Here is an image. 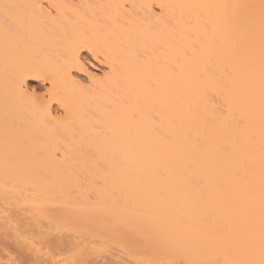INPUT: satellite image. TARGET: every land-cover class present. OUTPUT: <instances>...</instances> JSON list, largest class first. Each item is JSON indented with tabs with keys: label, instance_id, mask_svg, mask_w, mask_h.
Here are the masks:
<instances>
[{
	"label": "bare ground",
	"instance_id": "1",
	"mask_svg": "<svg viewBox=\"0 0 264 264\" xmlns=\"http://www.w3.org/2000/svg\"><path fill=\"white\" fill-rule=\"evenodd\" d=\"M7 1L0 0V237L11 263L22 257L9 249L16 243L29 258L45 254L21 237L24 227L33 232L44 218L60 217L90 221L102 235L117 225L116 235L141 255L188 254L190 244L198 254L212 247L241 264H264V0H126L128 9L119 0L112 9L121 22L109 16L113 34L66 17L68 9L77 15L70 4L57 8L60 23L38 1L17 0L13 10ZM83 49L107 65L102 77L88 71ZM73 70L90 76V85ZM29 80L49 82L47 100L30 91ZM75 162L132 179L113 188L121 189L122 206L114 191L78 201L70 188L87 186L73 174ZM139 177L181 188L155 195L138 188ZM191 216L208 220L194 232L201 246L191 244V224L183 229L179 221ZM250 220L255 230L246 229ZM41 230L47 249L70 242Z\"/></svg>",
	"mask_w": 264,
	"mask_h": 264
},
{
	"label": "rangeland",
	"instance_id": "2",
	"mask_svg": "<svg viewBox=\"0 0 264 264\" xmlns=\"http://www.w3.org/2000/svg\"><path fill=\"white\" fill-rule=\"evenodd\" d=\"M35 1L36 2L38 1L37 2L38 7H40V8L42 7V10L41 9H39V10H41L43 12L46 11V12L50 13V14L47 13L48 14L47 16H51L53 18L54 17H56V18L58 17L59 18L61 16L62 13L60 14V12H59L60 10L57 9L59 6H61V5H65L66 6V5L70 4L75 9V13L77 15L75 16V14H73L74 12L73 13L70 12L73 9L68 11L69 9L66 6L68 10L66 8H64L67 11L63 12V14L64 13H65V15L67 14L66 17L68 16L69 18H72V20L76 19L77 16H78V18H79V16H80V18L82 17V20L80 19L81 21L79 22L80 25H82V26H85V25L87 26L89 24V22H91L94 25H96V23L97 24L101 23L103 25H106V27L103 28V29H106L108 31V34H113L114 33V30H115L113 28V25L115 24V23L113 24L114 20L118 21V22H121L120 21L121 19H119L120 18L119 17L120 16V14H119L120 13V10H119L120 9V6H119L120 5V3H119L120 1L119 0H115L114 2H112L113 0H109V1L108 0H65V3H63V4L60 3V1H58V0H35ZM116 1L117 2L119 1V2L117 3ZM107 2L108 3L111 2V6H112V3H114V5L112 7H109L110 4H108ZM115 2L117 4H115ZM16 3L18 4L17 0H8L6 6L13 10V9H16V6H17ZM124 5H125L124 8L125 7L127 9H128V7L130 8L129 2H127L126 0L124 2ZM113 7H115V8L119 7V9H118L119 11L117 10L119 12L118 13L119 15H117V13H115V11H114L115 8H113ZM121 11H122V14H123V9ZM37 12H39V11H37ZM46 12H45V14H46ZM39 13L41 15L42 12H39ZM127 13H129V12H127ZM45 14L41 15V16H44V18L46 19ZM110 14H112V16ZM122 14H121V16H122ZM1 16H2L3 20L6 21L7 25H9L11 27L14 25L13 22L11 20H9L7 15H5L4 13H1ZM109 16L113 17L114 19L113 18H109ZM116 17H117V19H116ZM57 19H55V20H57ZM110 19H113V21L110 20ZM60 20H62V19L60 18ZM86 20H90V21H86ZM60 23H62V21H60ZM85 31H86L85 32L86 34H88L90 32L89 29L85 30ZM81 56H82V59H83L85 65H86V67L88 68V71L92 75L95 74V75H97L99 77H102L103 73L107 71V65L102 61V58L100 56H98V58H96L95 55L93 53H91L88 49H83L81 51ZM73 74L85 86L90 85V83H91V81L89 80L90 76H87L86 73H81V72H77L76 70H73ZM29 87H30V91L33 92L34 95L38 99H40V100L41 99H44V100L48 99L49 96H48V91L47 90L50 87L49 82H47V81L43 82V81H40V80H29ZM53 108L55 110V114L56 115H60V114L63 113L62 109L58 106V104L53 103ZM58 157L60 158L61 155L59 154ZM74 164L76 166H75V170L73 171V174L77 175L79 180L82 182V183H80L81 185L87 186V188L86 187H82V189L84 190L83 193L78 192L75 187H74V189L70 188V190L72 192V195H74L78 201H81L83 199V194L90 195V197L94 198V197H101V194L99 193L100 191L101 192H106V191L109 192L110 191V193H111V191H114L112 193H115V195L117 196L118 199L116 197H112L115 200V201L114 200L113 201L116 202L115 204L118 207L121 205V204H119V202L121 203V199H119V198H122L121 197L122 195H120V190L121 189H118V191H116V189L114 190L113 188L116 186L117 183H118L117 185H119V183H122V185L124 183L125 184L126 183L130 184L133 181L132 179L126 177V179L123 178V180H122V178L119 179V178H115V177H112V178L108 177V176H106V174H112V172H109L105 167H101L100 169L97 170L94 167H83L80 162H75ZM116 173H118V172H116ZM127 173H129V172H127ZM153 174H156V172H154ZM138 179H139L138 182L140 183L138 188H142L143 187L147 191L152 189L151 192H153V191L154 192L155 191L158 192V191H160V189H165L166 192L161 190V192H162L161 194L162 195H163L164 192L166 194L169 193V192H167V190H168L167 188H174L175 191L178 190L177 188H179V189L181 188V187H178V185L175 184V183H173V184L167 183L165 178L139 177ZM84 183H86L87 185L86 184L84 185ZM125 184H124V186H126ZM168 185H173L174 187L173 186H168ZM128 186H130V185H128ZM186 187H182L183 190ZM198 187H197V185H193V183L189 186V188H192V190L193 189L197 190L196 188H198ZM60 188L63 189L62 187H60ZM115 188H119V187L116 186ZM125 188H127V187H125ZM154 188L155 189L158 188L159 190H154ZM102 190H104V191H102ZM141 190H143V189H141ZM171 190L172 191H170V189H169L168 191H170V193L171 192L174 193L173 192L174 190L173 189H171ZM21 191L22 192H28V193L31 192L30 189H24V188H22ZM156 192L154 193L155 195H157ZM165 193H164V195H165ZM175 193H174V195H175ZM178 193H179V191H178ZM112 196H114V194ZM130 196H131V194H130ZM127 197H129V196H127ZM163 198H165V197L163 196ZM104 199H106V198H104ZM124 199L125 198L123 197V200ZM160 199H162V197ZM106 200H107V204L109 206L114 204L111 199H106ZM123 200H122V202H123ZM253 200H256V198L253 199ZM5 204H7V203H5ZM116 205H113V206H116ZM0 206H1V202H0ZM2 206H1V208H3L5 205L3 207ZM8 207L10 208V206H8ZM55 207L57 208L56 205H52L51 209L55 208ZM4 208H6V206ZM16 211H17V209H16ZM29 211L30 210H25V212H27V213ZM4 213H6V212H4ZM29 214H31V213H29ZM28 216L25 213L21 214V219L22 218L23 219L26 218L25 219V221H26L27 218H28V220H30L29 218L31 216L30 215H28ZM185 218H187V217H185ZM185 218L179 219V221H181L183 223V229H184L185 226L187 227L188 223L191 224V225H189L188 228H190V231H191V228H192V230L193 229L194 230L191 231V233H190L189 229L187 228L189 233H190L188 237L192 238L194 236V238L190 239V240H192L194 242V239L196 240L198 238H201L200 236L199 237L197 236L198 238L197 237L195 238V236H196V233H194L195 229L198 230L200 228L199 227L197 229V227L199 226L198 224L199 223L200 224L201 223L204 224V223L208 222V220H206L205 218L204 219L199 218V217L197 218L196 216H191L190 218H187V220ZM19 219H18V221H19ZM109 221H107V223H112V226H113V223H118L117 221H115V222L114 221H110L109 222ZM24 222H20L21 224L18 225V231L19 232H20L19 229L23 228V226H20V225H22V223L24 225ZM28 222L29 221H26L25 223L28 224ZM186 222H187V225H186ZM18 223L19 222L15 223V224L17 225ZM104 223H106V222H104ZM177 223L180 225V223L178 221H177ZM182 223H181V225H182ZM40 224H41V229L42 230L39 229V227H37L38 230L51 231V228H52L53 230L51 232L53 233V236L56 235V237H58L57 235H60V237L62 236L64 238H66V239L68 238V240H70L69 244L64 246L63 248H60V249H56L54 247L49 248V246H48L49 249H47L45 247L44 242L39 243V242H41V235H39L40 233L38 234V231L35 228L36 226L32 227L33 225H30V226L27 225L28 227H30V229L33 228V230L34 229H36V230H34L33 232L32 231L30 232V231L27 230V228L24 227L23 231H25L26 233L24 232L25 234H23V231L20 232V234L22 233L21 237L24 235L26 237V238H24V236H23L24 239H28L30 241L33 240L37 245H39V247L42 246L41 249L44 248L45 254L44 253H43V255L41 254V257H40L39 260L38 259H34V258H29V256L27 257L26 254H25L26 251H21L19 249V247L15 246L17 244L16 243L15 245H13L14 247L11 246V248L9 247V249L11 250V252L15 253V254L13 253L15 256L16 255L17 256H19V255L22 256V257L19 256L21 258L19 264H241V261L239 260L240 258H232L230 256H227L226 254H214L213 251L211 250L212 247L208 251H207L208 247H206V249L204 247L206 252H203L202 251L203 250L202 249L203 246H202L201 248L198 249L202 253L198 254L197 252H199V251H197V252L195 251L196 252L195 253V252L191 251L194 247L191 246L192 247V249H191L190 244L188 246L189 247V249H188L189 252L187 251V253L190 254L191 256H189L188 254H183L184 252L183 253L182 252L181 253L180 252H176L177 250L175 251L176 253L174 251H173V253L171 252V254L170 253H166L165 254L166 256L164 255L163 257L162 256H158V254H157V256H158L157 258L154 257V256H156L154 254H153L154 256H152V255L149 256L150 254L147 255V253L145 254L144 252H143L144 255H141L142 252L140 254V252H138L139 249L138 250H131V249H134L135 247L131 248V246H133V245L130 246V245L127 244L128 241L127 242L124 241V240H129L128 238L123 240L122 236H117L116 235L117 232H116L115 228L118 227L117 225L114 228V232H115V234H114V232L111 230L112 226L110 225L111 228L109 229V228H106V227H108L109 224H106L107 226H105V228L107 230L109 229V231L111 230L112 232H106L105 231L104 234L102 235L101 233H98L100 231L95 232V231H97L96 230L97 227L94 224H92V222L86 221V220L81 219V218L75 219V220H73V219L69 220V219H64V218H60V217L44 218ZM184 224H185V226H184ZM118 225H121V224H118ZM225 225H226V223H225ZM225 225H223V228L225 227ZM24 226H26V225H24ZM226 227H225V230L227 229ZM245 227L248 230H255L256 229V226L254 225V221L253 220L248 221L247 224L245 225ZM103 229H104V226H103ZM120 229H122V231H123L126 228H124V229L123 228H119L118 230H120ZM238 230H239V228H238ZM122 231H119V233L120 232L123 233ZM126 231L127 230H125V232ZM188 231H186V233ZM198 231H200V229ZM240 231H241V229H240ZM102 233H103V231H102ZM112 233H113L114 236L110 235ZM119 233H118V235H119ZM199 233L200 232H198L197 235H200ZM193 234H195V235H193ZM202 235H204V234L202 233L201 236ZM239 238H240V236H239ZM201 239H204V238H201ZM198 240H200V239H198ZM33 241H31V242H33ZM201 241H199V242H201ZM193 242H191V244L193 246H195L196 244L200 245L199 242H197V243L196 242L193 243ZM23 243H24V245H26L25 242H22V244ZM24 245L20 246V248H22V247L24 248L25 247ZM33 245L35 246L34 243L32 244V247H34ZM196 247H199V246H196ZM23 248H22V250H26L25 249L26 247L24 249ZM257 248H258L257 246L248 247V249H247L248 254L250 256H253V257L257 256V254H258ZM196 249L194 248V250H196ZM44 251H42V252H44ZM192 254L194 255V257L192 256ZM160 257H162V258H160ZM0 264H12L10 259H9V257H8V255L6 254V251L2 250V237H0Z\"/></svg>",
	"mask_w": 264,
	"mask_h": 264
}]
</instances>
